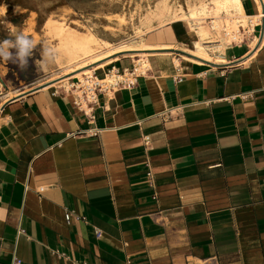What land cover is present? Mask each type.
I'll return each mask as SVG.
<instances>
[{
  "label": "crops",
  "instance_id": "1",
  "mask_svg": "<svg viewBox=\"0 0 264 264\" xmlns=\"http://www.w3.org/2000/svg\"><path fill=\"white\" fill-rule=\"evenodd\" d=\"M241 6L262 16L219 60L176 22L139 38L170 54L91 112L0 89V264H264V0Z\"/></svg>",
  "mask_w": 264,
  "mask_h": 264
},
{
  "label": "rangeland",
  "instance_id": "2",
  "mask_svg": "<svg viewBox=\"0 0 264 264\" xmlns=\"http://www.w3.org/2000/svg\"><path fill=\"white\" fill-rule=\"evenodd\" d=\"M156 1L158 0H0V6H5L3 8L5 13L0 15V40L11 36L17 30H22L26 35L32 37L38 45L47 44L56 48L57 40L50 35L52 33L48 32L49 28L45 26L46 21L51 19L55 20L56 24L64 25L68 27L67 29H73L81 35L88 32L93 33L96 37L108 43L104 51L109 53L121 45L136 46L141 43L138 42L139 38H142V36L144 38L146 34L149 35L145 33L142 36H138L135 30L140 17L152 8ZM186 1L168 0L173 7H177L179 4L184 8H186ZM174 26L186 34L181 22L174 23ZM186 38L187 41L183 45H179V47L189 51L193 46H191L192 42L190 43V36ZM228 39L226 41L229 42L232 38L229 36ZM181 49L175 52L187 54ZM114 57L117 58L116 61L124 62L126 64L124 68H127L128 71H133L134 67L137 66L136 62L148 60L149 58L135 51L120 52L109 57V59L105 58L98 63L77 69L75 73L64 75L67 70H64L58 64V58L55 64L46 69L37 68L35 60L40 58L37 53L29 60V66L26 71H21L16 64L0 61V89L4 91V96L6 95L7 97L18 90L50 82V80L62 84L67 89L69 86L66 88V82L75 83L81 77L84 80V77H88L83 73L84 70H92L93 66H97V64L107 60L111 62ZM112 68L111 65H108L104 69H94L91 73L93 76L102 78L105 74L102 77L101 74L103 72L109 73ZM124 68H120L119 72L122 73ZM77 73H80V75L73 77Z\"/></svg>",
  "mask_w": 264,
  "mask_h": 264
},
{
  "label": "bare ground",
  "instance_id": "3",
  "mask_svg": "<svg viewBox=\"0 0 264 264\" xmlns=\"http://www.w3.org/2000/svg\"><path fill=\"white\" fill-rule=\"evenodd\" d=\"M2 8H5V6H2ZM261 16L262 14L260 13L251 17L246 15L242 10L241 0H187L186 8L179 4L177 7H173L169 4L168 0H158L152 8L146 11V13H143L141 17L139 16L140 19L135 33L138 36H142L164 25H169V23L180 21L183 23L187 33L191 35L193 46L191 50L187 51L192 56L184 54H181V56L189 61L200 63L201 59L212 60V54L214 56L217 55L214 59L219 60L218 53L221 54L223 52L224 43L228 42L226 41L228 37L230 36L232 38L229 42L232 40L239 41L242 39V32L252 30L253 25H255L254 23ZM55 22V20L48 19L45 26L49 28L48 32L52 33L50 35L54 36L57 40L56 49H58L60 53L58 64L61 65L64 70H67L64 72V75L75 73L77 69L98 63L105 58L109 59V57L120 52L135 51L142 53L144 57L145 55L148 57L169 53L168 50L160 49H169L166 47H170V45L143 42L136 46L121 45L117 47L116 50L108 53V51H104L108 43L99 39L93 33L88 32L81 35L77 31L67 29L68 27L56 24ZM108 63H110V60L101 62L97 64V66H93L94 68L92 70L101 68ZM136 63L137 66L134 67V71L138 72L136 74L143 73L145 68L149 66L147 59ZM98 65L100 66L98 67ZM92 70H84L83 73L91 77L93 76L91 73ZM124 73H129L128 69L125 68ZM79 75L80 73H77L74 74L73 77H78ZM123 75L124 74L119 71L111 70L103 79L112 82L115 79L121 78ZM79 80L83 82L82 77ZM71 85L72 83L66 82V88ZM76 86L79 85L76 84ZM69 87L67 89H69Z\"/></svg>",
  "mask_w": 264,
  "mask_h": 264
},
{
  "label": "clouds",
  "instance_id": "4",
  "mask_svg": "<svg viewBox=\"0 0 264 264\" xmlns=\"http://www.w3.org/2000/svg\"><path fill=\"white\" fill-rule=\"evenodd\" d=\"M4 13L5 9L0 8V15ZM37 53L40 58L35 60V64L41 70L55 64L60 55L59 50L54 46L38 45L22 30H17L11 36L0 40V61L16 64L21 71L28 69L29 60Z\"/></svg>",
  "mask_w": 264,
  "mask_h": 264
},
{
  "label": "built area",
  "instance_id": "5",
  "mask_svg": "<svg viewBox=\"0 0 264 264\" xmlns=\"http://www.w3.org/2000/svg\"><path fill=\"white\" fill-rule=\"evenodd\" d=\"M231 43H236L232 40ZM119 71V70H118ZM129 73L124 74L121 78L115 79L112 82L105 81L103 78H98L97 76L84 77L83 82L77 81L72 83L69 87V91L74 95V104L81 108L84 113L87 111H92V104H95L99 99L100 94H106L118 89L120 86L131 84L135 80L137 74L133 71H128ZM110 73V71H109ZM128 75V76H127ZM78 84L79 86H76ZM85 108H83V107ZM150 175V173H148ZM70 214H65L66 222H69ZM12 264H19V261L13 259Z\"/></svg>",
  "mask_w": 264,
  "mask_h": 264
}]
</instances>
